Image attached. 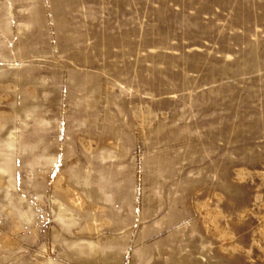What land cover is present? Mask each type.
I'll return each instance as SVG.
<instances>
[{
	"label": "rangeland",
	"instance_id": "1",
	"mask_svg": "<svg viewBox=\"0 0 264 264\" xmlns=\"http://www.w3.org/2000/svg\"><path fill=\"white\" fill-rule=\"evenodd\" d=\"M0 264H264V0H0Z\"/></svg>",
	"mask_w": 264,
	"mask_h": 264
}]
</instances>
